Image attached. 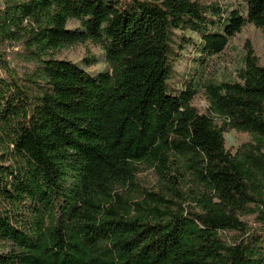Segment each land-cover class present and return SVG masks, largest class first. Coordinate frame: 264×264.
<instances>
[{
    "label": "trees",
    "instance_id": "trees-1",
    "mask_svg": "<svg viewBox=\"0 0 264 264\" xmlns=\"http://www.w3.org/2000/svg\"><path fill=\"white\" fill-rule=\"evenodd\" d=\"M245 1L0 0V264H264V61L248 41L238 80L201 87L208 113L169 85L177 32L203 62L264 31ZM87 43L106 71L58 57ZM230 131L252 140L233 154Z\"/></svg>",
    "mask_w": 264,
    "mask_h": 264
},
{
    "label": "rangeland",
    "instance_id": "rangeland-1",
    "mask_svg": "<svg viewBox=\"0 0 264 264\" xmlns=\"http://www.w3.org/2000/svg\"><path fill=\"white\" fill-rule=\"evenodd\" d=\"M205 4H217L223 10L232 11L239 10L242 14H246L245 0H193ZM210 29L211 22L205 24ZM78 24L71 23L70 28H78ZM222 31V28L221 30ZM177 45L175 47V55L173 62V73L169 81L170 92L180 93L190 82L195 81L196 87H200V93L194 100V105L203 113L209 112V102L201 87L207 80H216L219 82H233L238 80L239 71L243 68L244 57L246 55V44L251 42L258 57L264 61V31L258 29L254 25L247 24L242 33L232 39L228 47L219 55L206 57L203 62L202 54L199 53L191 40L200 43L197 35L187 31L186 39L182 40L181 33L177 32ZM190 41V42H189ZM182 46V49L179 48ZM93 54L97 57L98 63L91 67L88 71L91 75L104 72L108 69L104 52L90 43L85 45H77L65 49L58 54L62 60H69L81 65L83 60ZM252 138L248 134L230 131L225 134V142L227 150L235 154L238 148ZM140 183L143 187L150 191H156L159 188L158 178L151 169H143L139 174Z\"/></svg>",
    "mask_w": 264,
    "mask_h": 264
},
{
    "label": "built area",
    "instance_id": "built-area-1",
    "mask_svg": "<svg viewBox=\"0 0 264 264\" xmlns=\"http://www.w3.org/2000/svg\"><path fill=\"white\" fill-rule=\"evenodd\" d=\"M27 23V22H26Z\"/></svg>",
    "mask_w": 264,
    "mask_h": 264
}]
</instances>
